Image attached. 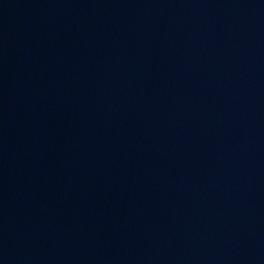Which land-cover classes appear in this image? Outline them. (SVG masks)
Here are the masks:
<instances>
[{
	"label": "water",
	"instance_id": "water-1",
	"mask_svg": "<svg viewBox=\"0 0 264 264\" xmlns=\"http://www.w3.org/2000/svg\"><path fill=\"white\" fill-rule=\"evenodd\" d=\"M0 264H264V0H0Z\"/></svg>",
	"mask_w": 264,
	"mask_h": 264
}]
</instances>
